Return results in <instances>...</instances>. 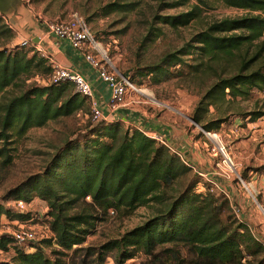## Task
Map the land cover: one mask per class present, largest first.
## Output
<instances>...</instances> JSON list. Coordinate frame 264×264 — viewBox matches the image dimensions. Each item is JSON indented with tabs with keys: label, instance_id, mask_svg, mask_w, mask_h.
<instances>
[{
	"label": "trees",
	"instance_id": "16d2710c",
	"mask_svg": "<svg viewBox=\"0 0 264 264\" xmlns=\"http://www.w3.org/2000/svg\"><path fill=\"white\" fill-rule=\"evenodd\" d=\"M128 1L107 4L104 14L134 11L136 4ZM150 1L159 11L185 8L176 15L153 16L154 24L174 30L199 19L214 3L245 12L211 21L139 75L148 77L152 85L175 78L203 88L190 120L204 133L218 132L238 115L237 98L244 99L252 90L264 87V0ZM151 31L157 38L160 30ZM11 37L0 16L1 166L10 162L6 147L28 130L80 111L90 114L88 101L74 93L69 83L30 82L33 77L45 80L51 65L33 46L5 47ZM262 116L263 112H250L240 119L254 122ZM123 124L90 122L92 130L67 142L41 174L28 177L7 192L6 198L14 202H43L47 210L43 217L52 237L30 244L31 251H26L11 236L0 235V252L12 250V257L0 264H75V259L79 264H104L111 252L114 264H123L138 253L146 258L142 264H264V245L250 233L248 225L235 219L222 193L194 173L193 180L176 191L178 181L188 177L191 169L140 131L123 130ZM248 171L253 169H243L239 177L245 180ZM139 207L152 208L154 214L96 250L80 248L109 212L123 217ZM0 216L20 224L37 221L27 212L2 207ZM181 250L186 257H179Z\"/></svg>",
	"mask_w": 264,
	"mask_h": 264
},
{
	"label": "rangeland",
	"instance_id": "374dc122",
	"mask_svg": "<svg viewBox=\"0 0 264 264\" xmlns=\"http://www.w3.org/2000/svg\"><path fill=\"white\" fill-rule=\"evenodd\" d=\"M116 1L120 3L121 0H16L15 11L7 15H11L10 21L0 15L12 33V37L5 41L4 46L10 49L19 44L21 40L15 38L18 29L27 35L25 38L27 41L33 35L45 38L46 25L64 22L74 14L80 16L115 71L121 76L129 77L138 91L128 96L124 105L116 109L117 113L127 116L124 118L122 129L133 128L137 123L149 120L172 132L179 130L183 132L190 128L194 134H198L196 138L200 134L203 154L208 155L211 160L198 172L211 176V170H218L212 178L221 180L218 183L221 185L219 186L221 192L217 189L215 191L228 197L235 219L248 225L250 233L264 245V116L254 122L240 119L242 115L250 112L264 113V87L252 90L244 99L237 98L235 107L238 115L234 114L218 132L208 134L193 124L189 117L203 88L175 78L152 85L148 77L139 76L147 68L157 64L165 54L175 52L182 47L211 21L238 17L245 12L214 3L211 10L200 13L199 19L186 27L174 30L154 24L152 18L154 15H176L185 11V8L159 11L156 3L150 0H131L128 2L136 4L134 11L104 14L103 8ZM151 28L160 30L157 38L152 37V34H155L152 31L149 33ZM37 78L39 77L31 78L30 82L44 80ZM90 122V114L80 111L73 116L50 121L42 128L30 129L13 145L6 147L9 150L10 162L6 166L0 165V207L15 211L14 201L6 198L7 192L28 177L41 174L67 142H73L77 135L92 130L89 126ZM140 129L144 130L141 127ZM165 143L167 144L166 141ZM171 151L178 156L173 149ZM246 168H251L253 171H248L246 179L243 180L239 177V173ZM226 172L229 175L227 178ZM192 175L191 171L188 177L179 180L175 190H183L193 180ZM235 183L238 184L240 191L234 194L232 192L229 194L222 188L227 184L231 186ZM246 183H250L252 192L249 190L246 193L242 189V185ZM242 197L245 199L243 202L246 207L237 205ZM46 211L45 204L37 199H33L26 207L24 213H29V217L37 221L27 223L25 226L33 229L36 236L43 233L42 227H47L46 219L43 217ZM153 214L154 210L147 207H139L130 215L123 217L109 212L105 220L98 223L86 237L80 248L96 250L103 243L117 239L139 226ZM17 225L24 226L18 221H10L0 216V235L11 236ZM47 231L50 233L49 229ZM42 250L46 254L50 253L49 248L42 247ZM113 255V252L108 253L104 264H114ZM186 256L185 251L181 250L179 257ZM11 257L12 250L0 252V261H7ZM159 258L162 259L163 256L159 255ZM186 259L188 260V257ZM145 260L146 258L138 253L123 264H142ZM166 261L169 263L168 260ZM74 263L79 264V259H75Z\"/></svg>",
	"mask_w": 264,
	"mask_h": 264
},
{
	"label": "built area",
	"instance_id": "2783aa9c",
	"mask_svg": "<svg viewBox=\"0 0 264 264\" xmlns=\"http://www.w3.org/2000/svg\"><path fill=\"white\" fill-rule=\"evenodd\" d=\"M45 33L58 40L66 41L69 48L83 58L84 63L95 73L97 80L104 84L109 93L105 108L110 113L115 112L118 107L123 106L126 98L132 93H138L134 88V85L128 80L127 76H121L115 71L110 61L107 59L104 52L100 50L96 40L89 32L86 22L80 16L74 14L64 22L50 23L45 26ZM40 39L41 38L39 37L37 38V43ZM18 45L21 47L33 46L30 40H21ZM34 50L39 57L47 59L51 65L50 74L45 80H42L41 83H69L72 86L74 93L88 101L90 120L92 123L98 121H115L112 118L111 120H108V118L104 117L99 103L93 96V91L89 83L81 73L50 63L49 58L41 48H34ZM136 130L171 151L161 136L149 134L140 128ZM221 149H219V151L224 155ZM180 160L186 165L181 158ZM226 161L228 160L226 159ZM27 206L28 204H24L20 201L13 202V208L16 212H25ZM23 225L25 226V224ZM24 226L17 225L16 229L11 233V237L17 246L25 248L26 251H31L30 244L36 243L37 241L44 239V237H52L47 231L48 228L46 226L42 227L41 230L43 233H40L39 236H36L33 229Z\"/></svg>",
	"mask_w": 264,
	"mask_h": 264
},
{
	"label": "crops",
	"instance_id": "0c3cea01",
	"mask_svg": "<svg viewBox=\"0 0 264 264\" xmlns=\"http://www.w3.org/2000/svg\"><path fill=\"white\" fill-rule=\"evenodd\" d=\"M9 21L11 20V15L7 16L4 15ZM17 29V28H16ZM19 32H15L16 40H25L27 38V35L23 33L22 30L18 29ZM45 38H42V36H35L29 38V40L37 39L38 37L41 38L40 41L36 44H32L34 48H41L43 52L47 55L49 58L50 63L58 65L62 68L71 69L74 71H77L81 73L86 81L89 83L92 91L93 96L95 100L99 103L103 115L105 118H108V120H111V118L115 121H121L124 122V118L127 117L126 115H122V113L112 112L110 113L106 108L105 104L108 101L109 93L107 89L105 88L104 84L101 83L99 80H97L95 73L84 63L83 58L73 52L66 41L58 40L54 38L51 35H47L45 33ZM49 63V62H48ZM140 122V121H139ZM142 122V123H141ZM140 123H137V126H133L134 129H139L140 127L144 129V131L149 132V134H155L162 136L163 139L167 142V146L171 149H173L175 152L178 153V156L185 162V164L191 169V171L196 174L203 182L208 183L213 190L217 189L219 190L218 183L221 182V180H218L217 178H212L213 175L218 173V170H211V176L208 175H202L198 171L201 170V167H204L205 164H209V161L211 159L208 158V155L203 154L202 145L200 142L202 140V136L199 134V137L196 138L198 134H194L193 130H190L188 128L185 131H175L172 132L170 130H167L166 128H163L162 125H158L156 122L151 121H141ZM142 124V125H141ZM171 149V150H172ZM172 152V151H171ZM176 154V153H174ZM218 168L221 170L220 165H218ZM197 170V171H196ZM222 171V170H221ZM223 173V171H222ZM226 172V178L229 176ZM218 175V174H217ZM208 176V178L204 177ZM224 176V175H222ZM253 178V177H252ZM251 178V179H252ZM248 180V179H247ZM242 183L241 181H239ZM248 182V181H247ZM246 185V186H245ZM245 185H242V189L247 193L250 190V183H246ZM236 187L238 190H236ZM226 191L229 192V194H234L237 191L239 192V186L235 183V185H229L222 186ZM251 191V190H250ZM221 192V191H220ZM252 192V191H251ZM227 197V196H226ZM243 198V199H242ZM240 198V203L238 202L237 205L240 207H246L244 197ZM228 199V197H227Z\"/></svg>",
	"mask_w": 264,
	"mask_h": 264
},
{
	"label": "water",
	"instance_id": "95a60500",
	"mask_svg": "<svg viewBox=\"0 0 264 264\" xmlns=\"http://www.w3.org/2000/svg\"><path fill=\"white\" fill-rule=\"evenodd\" d=\"M16 9V0H0V15H8L15 11ZM31 43L34 45L37 43V39L31 40ZM192 122V121H191Z\"/></svg>",
	"mask_w": 264,
	"mask_h": 264
}]
</instances>
